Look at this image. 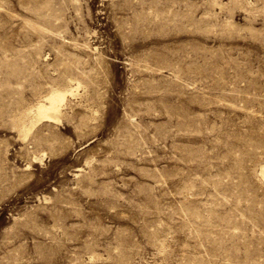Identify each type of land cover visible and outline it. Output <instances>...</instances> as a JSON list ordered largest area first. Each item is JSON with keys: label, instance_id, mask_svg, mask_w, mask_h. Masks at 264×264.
Listing matches in <instances>:
<instances>
[{"label": "rangeland", "instance_id": "1", "mask_svg": "<svg viewBox=\"0 0 264 264\" xmlns=\"http://www.w3.org/2000/svg\"><path fill=\"white\" fill-rule=\"evenodd\" d=\"M263 169L264 0H0V264H264Z\"/></svg>", "mask_w": 264, "mask_h": 264}, {"label": "bare ground", "instance_id": "2", "mask_svg": "<svg viewBox=\"0 0 264 264\" xmlns=\"http://www.w3.org/2000/svg\"><path fill=\"white\" fill-rule=\"evenodd\" d=\"M71 90V89H70ZM73 90L71 92L69 91H63L54 89L51 90L42 100H40L37 104H35L30 109V114H32L31 122L29 125L24 124L23 125V132L24 137H28L32 129L38 124H41L43 122H58L60 120V115L63 110V106L65 105L67 96L69 93L72 94ZM262 175L264 176V169L261 170Z\"/></svg>", "mask_w": 264, "mask_h": 264}]
</instances>
